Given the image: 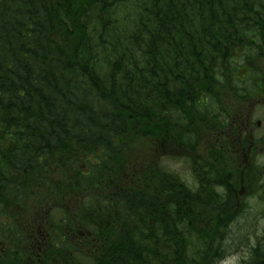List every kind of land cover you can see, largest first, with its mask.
I'll return each instance as SVG.
<instances>
[{
  "label": "trees",
  "instance_id": "obj_1",
  "mask_svg": "<svg viewBox=\"0 0 264 264\" xmlns=\"http://www.w3.org/2000/svg\"><path fill=\"white\" fill-rule=\"evenodd\" d=\"M263 108L264 0H0V264H264Z\"/></svg>",
  "mask_w": 264,
  "mask_h": 264
},
{
  "label": "rangeland",
  "instance_id": "obj_2",
  "mask_svg": "<svg viewBox=\"0 0 264 264\" xmlns=\"http://www.w3.org/2000/svg\"><path fill=\"white\" fill-rule=\"evenodd\" d=\"M256 116L261 117L264 120V108L263 110H257L255 117ZM169 168L179 172L183 177L185 176L186 178H188L186 173H188L189 176V171L182 160H171L169 162ZM259 208L263 209L262 206H260ZM243 225L248 226L249 233L251 234V236L253 235L259 236L264 233V216H262L261 213L259 212V215L252 218V220H249V222L244 221ZM242 232H244V230ZM236 237H239V233H237V235L233 238L231 244H233L234 242L237 243ZM257 241L258 240L256 239L255 242ZM252 243H254V241H252ZM246 254H247V249L241 248L239 251L230 254L223 262L219 264H240L241 258L245 257Z\"/></svg>",
  "mask_w": 264,
  "mask_h": 264
}]
</instances>
